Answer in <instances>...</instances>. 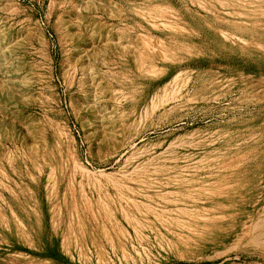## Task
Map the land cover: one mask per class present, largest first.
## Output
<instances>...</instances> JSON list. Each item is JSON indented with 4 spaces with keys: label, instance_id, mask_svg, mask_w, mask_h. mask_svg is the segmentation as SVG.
Here are the masks:
<instances>
[{
    "label": "rangeland",
    "instance_id": "374dc122",
    "mask_svg": "<svg viewBox=\"0 0 264 264\" xmlns=\"http://www.w3.org/2000/svg\"><path fill=\"white\" fill-rule=\"evenodd\" d=\"M262 222L264 0H0V264H264Z\"/></svg>",
    "mask_w": 264,
    "mask_h": 264
},
{
    "label": "bare ground",
    "instance_id": "6f19581e",
    "mask_svg": "<svg viewBox=\"0 0 264 264\" xmlns=\"http://www.w3.org/2000/svg\"><path fill=\"white\" fill-rule=\"evenodd\" d=\"M165 91V90H164ZM165 93V96L164 97H168L169 95H171L169 92H164ZM162 95V94H161ZM174 96V94H173ZM177 96V95H176ZM175 96V97H176ZM160 97V96H159ZM158 97V98H159ZM169 98V97H168ZM163 99V98H162ZM166 98H164L165 100ZM158 100V99H157ZM163 100V101H164ZM167 100V99H166ZM163 103V102H162ZM38 168V167H37ZM130 172V171H129ZM128 172V174H129ZM123 176V175H122ZM125 177V176H124ZM131 177V176H130ZM117 182V181H116ZM151 183V182H150ZM118 184V183H117ZM125 184V183H124ZM154 184V183H153ZM166 184V183H164ZM114 185V184H113ZM121 185V183H120ZM148 185V184H146ZM150 186V185H149ZM167 186V185H166ZM116 187V186H115ZM123 187V186H122ZM154 189V188H153ZM167 190V189H166ZM161 192V191H160ZM169 192V191H168ZM171 192V191H170ZM176 192V191H175ZM146 194V193H145ZM132 198V197H131ZM135 201V200H134ZM133 201V202H134ZM175 201V200H174ZM135 203V202H134ZM149 204V203H148ZM150 207V206H149ZM253 232H252V235H251V238L250 240H248L247 244H258V245H264V222L262 223H258L256 224L253 228Z\"/></svg>",
    "mask_w": 264,
    "mask_h": 264
}]
</instances>
